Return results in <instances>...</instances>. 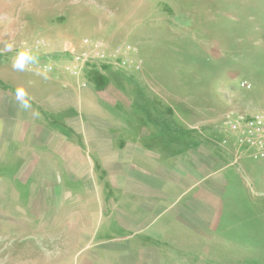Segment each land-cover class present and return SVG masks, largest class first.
I'll list each match as a JSON object with an SVG mask.
<instances>
[{"label": "rangeland", "instance_id": "374dc122", "mask_svg": "<svg viewBox=\"0 0 264 264\" xmlns=\"http://www.w3.org/2000/svg\"><path fill=\"white\" fill-rule=\"evenodd\" d=\"M37 40V63L14 69ZM71 44L102 54L70 75ZM258 113L264 0H0V264H264V149L229 129ZM169 165L157 185L177 201L182 173L225 175L224 210L208 194L206 212L158 198L135 214L133 175ZM133 219L154 237L120 239Z\"/></svg>", "mask_w": 264, "mask_h": 264}, {"label": "crops", "instance_id": "0c3cea01", "mask_svg": "<svg viewBox=\"0 0 264 264\" xmlns=\"http://www.w3.org/2000/svg\"><path fill=\"white\" fill-rule=\"evenodd\" d=\"M116 105H117V103L114 104V106H116ZM28 128H29V124L26 126V130H28ZM153 132L154 133L161 132V133H165V134H169V135H170V133H172V131H162V130H160V129L158 130L156 128H153ZM6 133H9V135H10L12 133V131L9 130ZM151 134H152V130H147V133H146L145 137L147 139H151L152 138ZM172 134L170 135V137H173ZM32 136L36 140V137L34 136V134ZM179 137L180 138L183 137V134H179L177 136V138H179ZM15 139H16V137H15ZM9 140H11L10 136L6 137V142H8ZM231 143H232V141L230 142V145H231ZM72 144H75V143H72ZM6 147H7V145L5 146V148ZM78 147L81 148V149L83 148L82 146L75 144V148L78 149ZM109 148H110V150L112 149L111 147H109ZM135 150H138L137 153L140 156H144L146 154L148 155V153H149V152H145V150H143L142 148L141 149H137L136 148ZM135 150H133V151H135ZM75 154L77 156H83L82 152L77 153L75 151ZM125 154L129 155L127 153H124V154L122 153V158H125L124 157ZM128 162L132 163V161L130 159H128ZM201 169H202V167H201ZM202 170H203V173L201 175L199 174V172H194L193 175H189L188 172H185L184 174L182 173V175H183V176H181L182 179H180L178 181V183L176 184V188L177 189L181 188L180 190H183L182 194H183V192L185 194V196H184L185 198H181V197L179 198V200H182V202H180V205H183L182 209L184 210L183 215L179 214L182 217L187 215V211L189 210V208L190 209L193 208V209H195V211H199V212H201V211H205L206 212L207 211L206 204H208V203L205 202V204H204L201 200H204V198H203L204 196L209 197V195L212 197V199H215V197H218L217 199L220 202L219 211L221 212V210H224V205H223V207H221V204H224V201H223L222 198L224 196L223 195V193H224L223 191H225V190H224V188L222 186L226 185V184H224L226 182V180L224 178L225 175L216 172V170L212 171L211 168H210L209 171L207 170L208 172H206L205 166H203ZM123 171H124L125 175H128V170L127 169L123 170ZM154 171H155V174H154L155 176L154 175L149 176V173H148V174H146L147 176H145L144 178H142L141 176L145 175V172H142V171L138 172V174L141 175L140 176V178H141L140 181L143 180L144 183H141L140 181L137 182L139 180L138 176L133 175V177H132L133 178L132 181L137 178V181L135 182L134 185L137 187V191L136 192H138V194H139V196H138L140 198L139 204L141 206L140 207L141 209H139V208L137 209L136 208V210L134 211L135 214H138V213H141V212L144 213V214L145 213L151 214L154 210H156V211L159 210L160 208H157V204H158L157 199L158 198L162 199L161 202L163 201L162 203H164V206L162 204L161 208H165V210H167L166 213L168 211H171L172 207L174 208V205H175L176 209L178 207V204H177V202H179V200L177 201L178 197L174 198V196L171 195L170 192L168 193V192H164L163 191L162 186L166 188L167 185L166 184H164L162 186L159 185L161 188H158V185H157L158 182H161V180H162V183H163L164 180L169 179V178H173V172H172L171 166L169 165V166H165V167H159V168H157ZM156 175L159 178L157 181H155ZM168 185H171V184H168ZM171 186L173 187V185H171ZM119 190L122 191L121 189H119ZM195 190H197V192ZM213 190L214 191H218L219 194L218 195H214V193L212 192ZM123 192H122V195L125 196L126 194L123 193ZM164 196L167 197V198L170 197L172 199V202L167 205V202L164 199ZM208 199L209 198H206L205 201H208ZM174 200H175V204L173 202ZM214 204H216V203L214 202ZM142 206H144V207H142ZM119 220H120V217L118 216V221ZM128 220H131V219L129 218ZM198 221H199L198 222L199 224H197V225H200V226H198L199 228H206V227L210 228V224H209L210 221L207 220L206 218H201ZM143 222H144L143 219H141L140 221L136 220V219H133V221L128 222V223H130L129 225H130L131 228L132 227H134V228L139 227L138 228L139 231L129 232V230H128L127 232H129V233H126L128 236L125 234V236L120 237V239H128L130 237H134V235H137L140 231L142 233L143 232L146 233L144 231L146 229V226H145V224H143ZM135 223H138L140 225L136 226ZM122 229H127V228H123L122 227ZM153 234L154 233H151V232L146 233V235H145L146 237L145 238L142 237V238H144V239H149V237L152 238V237H154ZM159 237H160V233L159 234L156 233V237L155 238H157L159 241H161V238H159Z\"/></svg>", "mask_w": 264, "mask_h": 264}, {"label": "built area", "instance_id": "2783aa9c", "mask_svg": "<svg viewBox=\"0 0 264 264\" xmlns=\"http://www.w3.org/2000/svg\"><path fill=\"white\" fill-rule=\"evenodd\" d=\"M85 45H89V40L84 41ZM46 43L43 40H37L34 47L31 49L33 51H38L40 48L44 47ZM93 46H85L86 48L80 52L77 51L75 46L71 44V51L68 50L66 53L72 58L71 65L67 66L66 71L70 75H79L81 72V67L77 63H88L96 55L99 56L102 53L99 51L100 44H92ZM94 53H90V51ZM83 53V54H79ZM85 52V53H84ZM239 118L238 120H240ZM230 131L237 136L238 141L251 149L263 150L264 149V113H258L254 115L251 119L242 121L230 122Z\"/></svg>", "mask_w": 264, "mask_h": 264}, {"label": "clouds", "instance_id": "9594fccd", "mask_svg": "<svg viewBox=\"0 0 264 264\" xmlns=\"http://www.w3.org/2000/svg\"><path fill=\"white\" fill-rule=\"evenodd\" d=\"M12 44L5 45V50L10 51L12 49ZM38 57L32 54L31 49L25 48L19 51L16 55L15 61L13 63V68L18 71H23L28 64L37 63ZM50 70V69H49ZM17 103L19 107L23 110H28L32 107L28 93L24 87H18L15 92Z\"/></svg>", "mask_w": 264, "mask_h": 264}]
</instances>
